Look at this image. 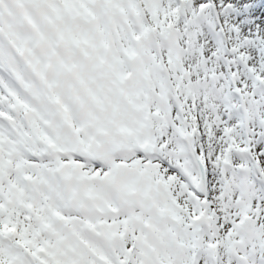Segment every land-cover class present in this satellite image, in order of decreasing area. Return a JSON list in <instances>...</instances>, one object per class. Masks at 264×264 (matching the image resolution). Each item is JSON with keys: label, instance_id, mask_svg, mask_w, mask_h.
<instances>
[{"label": "snow or ice", "instance_id": "1", "mask_svg": "<svg viewBox=\"0 0 264 264\" xmlns=\"http://www.w3.org/2000/svg\"><path fill=\"white\" fill-rule=\"evenodd\" d=\"M0 264H264V0H0Z\"/></svg>", "mask_w": 264, "mask_h": 264}]
</instances>
